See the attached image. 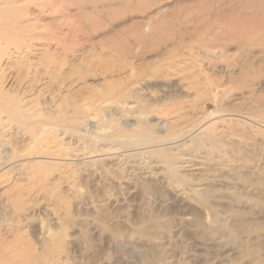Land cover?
<instances>
[{
  "label": "rangeland",
  "instance_id": "374dc122",
  "mask_svg": "<svg viewBox=\"0 0 264 264\" xmlns=\"http://www.w3.org/2000/svg\"><path fill=\"white\" fill-rule=\"evenodd\" d=\"M38 3L0 47V264H262L264 0Z\"/></svg>",
  "mask_w": 264,
  "mask_h": 264
},
{
  "label": "bare ground",
  "instance_id": "6f19581e",
  "mask_svg": "<svg viewBox=\"0 0 264 264\" xmlns=\"http://www.w3.org/2000/svg\"><path fill=\"white\" fill-rule=\"evenodd\" d=\"M56 1L57 0H39V3H38L39 12L42 15H45L46 13L52 14L51 12L57 13L56 11H58L59 8H57L55 6ZM66 1H67V6H68V3L71 0L70 1L66 0ZM123 1H125L127 3L133 2V0H123ZM32 6L33 7L35 6L36 9H33ZM33 10L37 11V0H0V47L3 45L4 42H7L9 45H14L15 48H17V49L24 48V46H33L32 44H33L34 40L36 41V39H37V28H39V27H37V24H38L37 23V15H36L37 13L33 15V13H34ZM51 23H52V21L47 23V26H49L50 28H52V27L54 28V26ZM41 35L42 34L39 33V36H41ZM39 39H41V37H39ZM229 39H231V38H229ZM254 77L255 76H253V78ZM261 98L262 97L260 96V99ZM7 105L9 106V104H5L4 102H2L0 100V108L8 111L10 108ZM12 105L13 104L11 103V106ZM261 105L263 106V114H264V104L261 103ZM11 109L9 111H11ZM23 112L21 110H17V111H15V113H13L14 114L13 116L15 117V119H19V120H17L19 122L28 123L25 120V118H23V115H24ZM34 115L36 116V114H34ZM30 117L32 118L31 115H30ZM31 120H33V119H31ZM33 121H35V120H33ZM33 121H31V122H33ZM263 122H264V118H263ZM32 126L34 127V125H32ZM147 133H149V132H147ZM144 134L145 133H142L141 136L137 135V138L140 141L144 142L145 144H148V147L144 148V152H146L148 154H150V153L155 154V153L161 152L159 150L160 148L162 150L164 149L163 148L164 146H162L160 144V142L157 141V139H158L157 136H152V135H148V134L144 135ZM149 134H151V133H149ZM261 174L262 173H260V174L258 173V175H261ZM263 175H264V173H263ZM176 177H178V175H176ZM259 178H260V180L252 182L251 184H249V186L256 185L257 187L264 188V176L259 177ZM221 226L223 228L226 227L224 225H221ZM262 264H264V259L262 260Z\"/></svg>",
  "mask_w": 264,
  "mask_h": 264
}]
</instances>
